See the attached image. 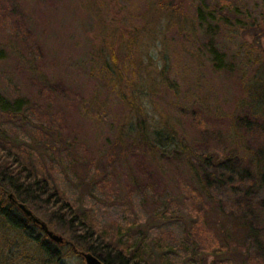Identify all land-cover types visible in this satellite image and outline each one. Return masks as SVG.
Returning <instances> with one entry per match:
<instances>
[{"label": "rangeland", "instance_id": "1", "mask_svg": "<svg viewBox=\"0 0 264 264\" xmlns=\"http://www.w3.org/2000/svg\"><path fill=\"white\" fill-rule=\"evenodd\" d=\"M0 97L14 106L0 141L99 229L176 264H264V0H0ZM226 157L241 178L192 181L199 159ZM18 238L0 230V264L44 263Z\"/></svg>", "mask_w": 264, "mask_h": 264}, {"label": "trees", "instance_id": "2", "mask_svg": "<svg viewBox=\"0 0 264 264\" xmlns=\"http://www.w3.org/2000/svg\"><path fill=\"white\" fill-rule=\"evenodd\" d=\"M9 107L10 110L14 108L0 97V111H7ZM167 140H171V137L160 131H155L153 134L152 141L161 147L160 150L167 148L165 145ZM174 145L179 147L174 143L170 144V147L174 148ZM170 153L186 154L182 147L173 149ZM21 159L17 152L10 151L4 139L3 142L0 141V230L15 238L16 244L20 237L23 246L29 241L39 247V254L46 256L42 264H63L65 254H75L81 258L79 255L81 251L91 253L103 264H176L168 257L170 249L167 245L158 247L156 243L154 252L151 245H144L141 238L131 240L126 233L116 238L115 233L111 235V232L99 229L89 211L74 207L53 184H50L49 180L38 172L29 170ZM230 160V157L221 160L199 159L197 167L194 166L191 170L192 181L203 190L228 187L235 177L241 178L245 173L236 169L238 165H232ZM9 192L12 193L14 201L21 204L36 205L42 200L46 209L45 214L51 213L52 216L59 218L66 217L70 225L78 228L79 236L74 234L76 237H71V243L66 244L63 240V243L55 244L39 226L25 217L17 208V204L12 202L13 200L8 198ZM236 202H238L237 212L242 213L244 217L248 216L249 203L242 201L241 198ZM112 238L116 239L115 242ZM63 245L68 247V251L62 252ZM0 263H2L1 255Z\"/></svg>", "mask_w": 264, "mask_h": 264}, {"label": "water", "instance_id": "3", "mask_svg": "<svg viewBox=\"0 0 264 264\" xmlns=\"http://www.w3.org/2000/svg\"><path fill=\"white\" fill-rule=\"evenodd\" d=\"M9 199L13 200L12 195L8 196ZM17 208L25 215V217L29 218L34 224L40 227L41 231L55 244H61L63 243V238L55 233H53L51 230L48 229L47 225L41 221L39 218L34 216L32 212L21 203L17 204ZM79 255L84 261V264H103L99 259H97L95 256H93L89 252H79Z\"/></svg>", "mask_w": 264, "mask_h": 264}, {"label": "flooded vegetation", "instance_id": "4", "mask_svg": "<svg viewBox=\"0 0 264 264\" xmlns=\"http://www.w3.org/2000/svg\"><path fill=\"white\" fill-rule=\"evenodd\" d=\"M14 204H17V202L16 201H12Z\"/></svg>", "mask_w": 264, "mask_h": 264}]
</instances>
